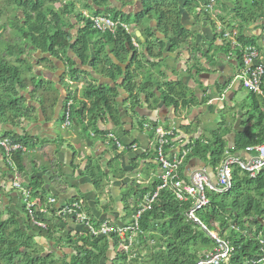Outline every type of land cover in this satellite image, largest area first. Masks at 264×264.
<instances>
[{
    "label": "trees",
    "instance_id": "trees-1",
    "mask_svg": "<svg viewBox=\"0 0 264 264\" xmlns=\"http://www.w3.org/2000/svg\"><path fill=\"white\" fill-rule=\"evenodd\" d=\"M45 1L47 0H4L2 3L11 4V8L16 11L17 16L13 19L7 18L6 23H0V33L6 28H10L11 32L19 37V41L36 54V57L40 58L36 65L38 71L40 69L50 72L55 69L48 66L49 64L61 63L64 70L59 78L60 86H63L66 75H69L70 81L74 83L81 84L84 82L82 99H73L70 92H66L65 97H62L63 110L67 101H71L70 119L74 125L84 121V118L87 119V128L91 132H87L86 129L82 134L93 142L99 141L103 144L104 137L112 133L118 142L127 148L124 150L125 152H131L135 149L129 148L133 146V142L129 145L123 144L122 138L127 137L126 134L123 136L116 135L109 128L103 130L99 127V124H104L106 119L109 123H115L113 113L115 112L116 98L119 96L118 92L107 88V86L104 88L96 86V84L85 83L84 77L81 76H86L93 82L99 78H104L112 84L123 78L125 86L122 87V95H126V97L131 95L134 85L129 84V81H133L135 75L130 73L129 66L126 70H122L119 66V64H124L127 61L128 51L124 45V40L128 38L123 32L116 33L114 36L109 33L98 34L92 29L90 18L108 17L129 24L135 22V19L146 22L151 18L162 20L168 15L170 19H174L172 21L176 31L173 32V36L169 37V43L173 46L170 48V52L180 45L187 51L194 52L196 56L205 58L207 62L212 61V57L209 56L212 50L225 56L230 51L229 47L222 46L216 22L209 20L208 10L210 7H217V10L222 12V8H227L225 4H231L233 11L231 10L226 25L228 28L237 31L238 42L241 44L253 45L257 48L255 37L247 35L244 29L246 27L264 29V0H183L186 15L194 18L197 23H199L197 19L205 17L212 29L214 40L220 43L218 47L211 43L207 54L201 56V48L189 42L191 34L180 25L179 17L181 15L177 11L175 0H136L139 13L135 19L127 13L116 10L101 11L100 7L106 0H80V3L83 4L81 9L91 12L92 16L84 15L83 11L77 10L73 0H56L58 4L64 3L61 11L54 10L49 6H43L40 9V5H44ZM119 1L124 5L128 4L124 0ZM89 3L98 9L94 10ZM1 7L0 5V18L2 16ZM145 32L147 33L148 30H144L143 34ZM163 33L166 34L167 31L164 30ZM143 37L146 43L145 55L151 57L153 54L150 41L147 40V36ZM91 41H95L91 46L92 50H90L89 45ZM105 46H108L109 54L105 53ZM21 49H14L13 46L8 45L4 53L0 52V125L12 130L20 126V121L31 122L34 116V112L31 113L29 108L25 109L23 105L34 101L35 87L31 83H34L35 80H25L27 82L25 84L20 79L21 68L31 71L34 66L17 58L21 57V53L24 52ZM72 55L75 56L76 62L71 60ZM91 55H93L92 58ZM159 55L160 53L157 57L160 58ZM108 56L115 58V62ZM9 57L14 61L16 59V64L9 63L7 61ZM89 62L91 64L90 74H86L81 71V68L87 67ZM133 62L134 71L141 72L144 69L145 66L137 58L133 59ZM194 67L196 71H201L197 65L194 64ZM44 71L43 73H45ZM209 75L210 84L213 85L212 80L215 81L217 75L214 72ZM214 76L215 78H213ZM144 81L145 83L142 84L144 88L151 90L154 85L158 87L161 99L174 116L180 104L183 107L192 105L197 108L196 111L201 112L202 108L205 111L204 107L207 104L203 97L207 96L209 101L215 98L214 95L209 97L208 93L201 88L203 84L198 87L202 101L196 104V98L193 94L184 92L179 82L163 83L164 89L162 90L159 88L160 84L156 83L157 81L150 76L146 77ZM28 84L31 85L32 90L28 94L30 98L27 99L24 91ZM250 96L253 112L257 116L252 132L247 130L243 132L234 131L226 126V118L222 116L221 120L225 127L208 131L209 140L197 139L184 147L186 153L180 168L181 172L185 169L193 171L196 169V164L206 161L215 173V168L227 156L234 157L249 146L264 143V103L254 95L250 94ZM135 97L137 98V96ZM84 100L89 103L88 106ZM35 103L40 108L38 111L41 116H45L44 103L43 105ZM76 108L77 110H75ZM73 109L78 117L76 120L73 119ZM207 113L210 118L216 116L211 110ZM251 119L252 116H250ZM62 121L63 112L59 123L61 124ZM193 121L197 126L200 123L199 120L196 122V118ZM187 127H182L185 128L183 133L186 135L191 134ZM182 128L178 127L177 129ZM12 132H5L3 137L9 138L12 143L20 145L26 151L36 146L32 142L33 140L27 136H19ZM148 132L153 136L152 130ZM227 137L230 138V142L227 141ZM150 152L149 155H153V151ZM0 155L2 165L7 170L8 167L3 160L1 150ZM23 155L20 151L13 154V163L19 175L24 171ZM84 161L86 170L89 171L85 174L90 176L95 189H101L104 174L99 165H93L90 157H85ZM109 167H112L111 163ZM231 181L232 187L226 192L208 189L205 191L208 203L198 211L197 216L208 231L229 241L232 255L226 264H251L252 260H256L264 254V245L260 243L261 240L264 241V174L261 173L252 179L238 166L233 165L231 167ZM27 184L33 197H38L43 202L47 200L42 192L41 180L33 179ZM158 184L159 182L155 177L147 186H138L133 182L128 190L125 189L127 192L122 197L125 213L122 220L125 226L133 224V216L142 204L143 198L147 194H153ZM1 193L2 189L0 188ZM73 200H78V197L70 201ZM81 201L88 208L86 199ZM110 201L111 203L102 207L104 213L113 211L110 206L113 204V200ZM191 207V200L177 201L172 191L168 189L159 191L150 210L144 212L138 219V232L128 252L125 253L119 248L118 239L114 235L92 237L85 232L75 236L64 235L65 230L62 227L64 223L55 218H45L46 228H37L39 232L36 233V228L27 218L21 219L8 207L2 208L0 206V264H194L199 256L213 249L214 242L199 226L187 219L186 212ZM91 220L96 224L94 219ZM39 246L46 248L40 249ZM110 253L113 258L108 257Z\"/></svg>",
    "mask_w": 264,
    "mask_h": 264
},
{
    "label": "crops",
    "instance_id": "crops-1",
    "mask_svg": "<svg viewBox=\"0 0 264 264\" xmlns=\"http://www.w3.org/2000/svg\"><path fill=\"white\" fill-rule=\"evenodd\" d=\"M209 29L210 28H204V30H202V36H200L204 39L208 37L205 42H212L214 38L211 30ZM244 31H246L247 35H249L250 37H255L256 40L258 38L264 46V29L246 27ZM205 42H198V39L196 41L197 44H201V50L206 45ZM182 53V55L179 54L178 56L180 57L179 60H181V65L177 67L178 71L177 69L174 71L176 75L174 76L173 80H175L174 82H179L181 84L182 90L184 92L193 94V96L196 98V104H199L201 103V93L198 87H201V85L203 84L201 88L205 90V92H208L207 89L211 88V86H207L210 83L206 82V80L211 79L209 74L213 69L212 67L210 69H207L208 67L202 69L197 66V68L201 69V71H196V68L194 67V65H192L193 62L189 60L190 56L194 55L188 52L186 49L182 50ZM259 55L260 61L264 64V47L263 52L259 51ZM198 58H200V61L203 60L205 65L208 66V63L205 62V58ZM212 59L214 60L213 56ZM54 63H56V68H53L55 70H52L50 72L48 71L46 73H49V75H52L53 73L52 78L47 77L48 82L55 85L57 95H59L60 97L57 98L55 103H52V105L49 104L48 107H46L45 104V116H41L38 111L40 108L36 105L35 101H33L32 103L27 102V108L31 107L33 109H36L38 111V116H33L31 122L20 121V126L13 130L6 129L5 127L0 125V137H3L4 133L7 131L8 133L10 131H13L12 133H15L19 136H27L28 138L33 140V143L36 144L35 148L33 149H39L40 151H42V153L46 154V164L42 168L41 163L40 165L34 164L33 170L29 172L26 170L23 163L24 171L20 175L18 173L19 181L30 183L33 179L41 180L43 184L42 192L45 195V198L55 199V206L57 208L63 206L65 203L70 202V200L79 197V194H82L83 198L86 199L87 202V212L91 219H94L96 221V224L102 221H109L115 226H122L124 225L122 218L125 216V213L123 211L122 197L127 191L125 190L124 193L122 192V197L117 196V194L119 195L121 192V183H113L112 178H115V180H123V182H128L131 181L129 179L137 178L136 181L133 180V182L138 186L144 187L152 181V178L157 177V175L159 174L158 167L154 162L153 155H149L151 153L150 151H153V146L151 145V142L149 143V141L151 140H147L150 139V136L145 134V132L148 131L134 127L132 116L130 115L122 119V126L120 128L112 130L116 135H127V137L122 138V140L123 144L125 145H129L131 142H133V146H135V149L131 150V152L119 150L112 144H110L109 146H105L99 141L93 142L92 140H89L86 135L82 134V132H84V130L86 129L87 132H91L90 129L86 127V122L84 121L80 122L78 125H74V123H72L69 128L65 129L66 133L64 132L63 135L57 136V133L53 131V124L59 123L60 119L62 118V97H65L68 90L65 86L59 85L58 77L56 78V76L54 75V73L56 75H62L63 67L61 63ZM233 65H237L235 61L227 60V63L224 64L223 72L232 74ZM170 72L172 73V68H170ZM39 75L41 74L39 73ZM165 75L170 76V74L166 72ZM235 87L239 88V86L234 85V88ZM159 88L163 90V85L160 84ZM27 90L28 89H26L24 92L27 95L28 99L30 97H28L29 92ZM144 90L151 100L158 99L161 96L158 95V87H153L151 88V90L149 88H144ZM229 94L230 92H228L226 95ZM122 96L123 98L126 97V95ZM216 99L217 98L215 97L212 100L217 102ZM167 111V113H160L157 110H152L151 116L148 115V117H140L138 121L147 120L148 122L154 123L156 121H160L161 124L165 123V125H171L170 127L173 126L175 129H177L178 127L182 128L183 126L187 127V122L192 121L191 124L187 127L188 129H190L188 132H191V134H184L183 132H185V128L175 130L176 135L172 141L176 146V149H184V147L187 146L189 142L195 141L197 139L201 141H204L206 139L209 140L210 136L208 131L215 130L217 127L213 119H211L207 124L204 120L205 117H201L204 111H196L195 107L192 105L183 107V105L180 104L175 116L172 114L171 110ZM206 116L209 117L208 113L206 114ZM194 118H196V122L197 120H199V124H201L202 122L204 123V125H195V122L193 121ZM238 119L239 126L234 128L233 122L235 124L236 120ZM106 123L107 126H105ZM110 126L111 124L107 119L104 121V124H99V127L105 130H107L108 127L109 130H111ZM226 126H229L234 131L243 132L246 130V128L243 127V124L239 117L237 119H234L232 122L226 121ZM227 141H231L229 137H227ZM140 154L149 156H141ZM85 157H90L93 165H99L101 172L105 174L104 176L107 177L110 184V187L107 186L106 189H113L114 196H112V200H114V205H110L113 209V211L111 212L104 213L102 211V207L107 206L109 202L111 203V201H108L107 203V199L105 198L98 199L96 193L91 189V184L86 178L88 175L84 174V171L86 170L84 161ZM234 158L244 160L247 157L242 152H240L235 155ZM106 161L111 163L113 170L103 168ZM186 170L188 169L183 170V175L187 174ZM188 171H204L212 184L215 183L214 172L206 161L196 164V169H194L193 171ZM119 177H121V179H119ZM11 181V173L9 171H6L3 167L0 155V188L2 189V193L0 194V206H2V208L8 207L9 210L13 211L19 218L23 219L19 197L15 193V191L12 190ZM133 182L130 183L133 184ZM115 185L116 188L114 190ZM20 223L22 222L20 221ZM63 223L64 224L62 227L65 230L64 235L75 236L77 234H83L82 232H84L79 224L74 223L71 220H66Z\"/></svg>",
    "mask_w": 264,
    "mask_h": 264
},
{
    "label": "built area",
    "instance_id": "built-area-1",
    "mask_svg": "<svg viewBox=\"0 0 264 264\" xmlns=\"http://www.w3.org/2000/svg\"><path fill=\"white\" fill-rule=\"evenodd\" d=\"M90 21L92 29L98 33L113 35L117 31L128 32L124 23L108 17H92ZM217 32L221 36L222 46L229 47L230 50L225 56L226 59L237 62L236 64L239 67L238 74L235 77L240 81L238 86L264 103V64L260 61L259 50L253 45H245L238 42V34L235 30H226L218 27ZM131 42L136 47L133 39H131ZM229 90V86L225 87L216 100L222 101L225 93ZM71 105L72 102L67 101L63 110L62 129L70 127ZM170 126L165 125V123L159 124L158 121L152 125H144V128L153 131L154 142H151V145L153 146L154 162L159 171L156 177L159 184L153 194H147L143 198L142 204L133 216V224L129 226H115L109 221H102L98 224L93 223L82 201L73 200L57 208L55 206L56 200L53 198H48L43 202L40 198L33 197L29 185L19 181L18 173L13 163V154L17 151L24 154L26 150L20 145L12 143L9 138L0 137V150L12 176L11 188L18 195L22 205L23 218H27L33 226L40 229L46 228L44 224L45 218H55L62 222L71 220L79 224L83 231L92 237L116 236L119 248L127 253L138 232V219L144 212L150 210L159 191L168 189L172 191L177 201H192L191 209L186 212L187 219L199 226L214 242L213 249L199 256L194 264H226L232 255L229 241L216 233L208 231L206 226L199 220L197 213L208 203L205 196L207 189L220 192H226L231 189V167L233 165L238 166L241 171L252 179L261 173L264 174V143L245 148L242 153L247 158L244 160L229 156L224 158L215 168V183H213V187L204 171L191 172L186 170L187 174L183 175L180 168L186 150L176 149L172 141L175 138V129ZM103 144L106 146L112 144L115 148L123 151L127 149L118 142L112 133L104 137ZM129 148L133 149L135 146H130ZM260 243L264 245V241L261 240ZM251 264H264V254L258 259L252 260Z\"/></svg>",
    "mask_w": 264,
    "mask_h": 264
},
{
    "label": "flooded vegetation",
    "instance_id": "flooded-vegetation-1",
    "mask_svg": "<svg viewBox=\"0 0 264 264\" xmlns=\"http://www.w3.org/2000/svg\"><path fill=\"white\" fill-rule=\"evenodd\" d=\"M175 1L177 2V11L181 15L179 17V22H180L181 27L185 31H188L189 34H191L189 42H191V41L196 42L195 39H197L198 33L196 32L195 28L198 26L199 23H197L196 21L193 20V22H190L191 23L190 25L185 24L183 21V16H184V14H186L184 12L185 11V2H183L181 4L180 0H178V1L175 0ZM181 1H183V0H181ZM73 2L75 3L76 8H77L76 3L80 4L81 8L83 7V4L80 3V0H73ZM127 3H128L127 5H124L119 0H106V2L103 3V6L100 7V10L103 12H106V11L108 12L110 10H116L118 12L119 11L124 12V13H127L130 16H132L133 19H135L136 15L139 13V9H138V6L136 4L137 2L134 4L132 2H127ZM63 5H64V3L62 5L58 4L56 2V0H52V1L47 0V1H45L44 5H40V9L43 8V6L44 7L49 6V7L53 8L54 10H57L58 8H62ZM89 5H90V7L92 6V8L94 10L98 9V7L91 5V3H89ZM9 6H12V5L9 4ZM162 10L164 11V9H162ZM165 10H168V8H165ZM172 20H174V19H170V17L168 15L166 16L165 19H162V20L151 18V19H148L146 22L142 21V20L135 19V22H132L129 24L124 23L128 29L127 33H124L123 31H117L116 32V33L123 32L128 38L127 40H124V45L126 46V49L128 51L127 61L124 64H119V66L122 70H126L129 66L130 73H133L135 75V78L133 79V81L132 80L129 81V84L134 85V90H133L131 95L123 98L122 87L125 86L123 78L118 79L114 84L108 82L104 78H99L98 80H96V82L91 83V84H96V86L104 87V88L107 86V88L114 89L119 94V96L116 98L115 112L113 113V117L115 118L116 121H115V123L110 122V124H111L110 129L111 130H116L117 128H120L122 126V124H121L122 119L124 117H128V115L132 116V120H133V124H134V121L135 120L138 121L140 117H145V116L148 117V115L151 116L152 110L153 111L157 110L160 113H163V112L167 113L168 112L167 111L168 108H166V105H165L164 101L161 99V97L158 99H154V100H157V102H154V100H151L147 96V93L144 90V87H142V84L145 83V81H144L145 78L149 77V76L151 78L155 79L157 81L156 83H159L162 85H163V83H169V82L175 81V80H173L174 76L176 75V73H174V71L177 69L178 66L181 65V63H180L181 60L177 61V58L179 56V55L177 56V53H179L180 47H183V46L179 45V47L175 48V50L170 52V48H172L173 46H171L169 43V37L174 35L173 32L174 33L176 32L175 31V24ZM118 21L121 22L120 20H118ZM209 27H210V25H209ZM144 30H148V32L147 33L145 32L143 34ZM164 30L167 31L166 34L163 33ZM209 30H211V32H212L211 28ZM116 33L113 34V36L116 35ZM193 33L194 34L196 33V36ZM98 34H105V33H98ZM212 34H213V32H212ZM143 36H147V40L150 41L151 51L153 54L151 57H148L145 55L146 43L144 40L145 38ZM131 39H133L134 42L136 41L135 42L136 47L133 46ZM94 42L95 41L89 42L90 50H92L91 46ZM214 42H215L214 38H213L212 42L211 41L205 42L206 45L202 49L205 55L208 52L207 50L209 49L210 44L212 43L214 45ZM129 43L131 46L129 45ZM198 47L201 48V45H199ZM104 48H105V53L109 54L108 46H105ZM188 52H190L191 54H193L195 57L198 58V56H196V54L194 52H191V50H188ZM211 52L214 53V55H213L214 60L212 59V61L210 62V65L208 66V69H210L211 67L213 70L216 69L217 71H219V75H217V78L215 79V81L212 80L213 85L211 86V88H209L207 90L208 92H206V93H208L209 97H210V95H212V96L214 95L217 98V95L220 93L221 89L223 88L221 84L226 83V81L229 79L228 74L223 72V67H224V64L226 63L225 61H227V60L225 59L226 57L224 54H221V53H218L215 51H211ZM159 53H160V55H159L160 58L157 57ZM92 56L93 55H91V58H92ZM215 56H217V57H215ZM108 57L113 62H115L114 61L115 58H113L112 56H108ZM70 58L73 62H76L74 55H72ZM135 58H137L141 62V64L145 66L144 69L141 70V72L134 71L135 67L133 65L134 64L133 59H135ZM169 60L174 61L172 66H170L168 64ZM87 65H88L87 67L81 68V71H83L86 74L87 73L90 74V66H91L90 62ZM192 65H194V64H192ZM77 68H80V67H77ZM170 68H172V73L170 72ZM177 71H178V69H177ZM165 72L169 73L170 76L165 75ZM214 73H215V71H214ZM213 78H215V76ZM137 79H138V81H137ZM208 80L209 79H207L206 82L211 83V81H208ZM70 82L74 83L72 81H70ZM80 85H83V84L81 83ZM153 87H157V86L154 85ZM163 89H164V87H163ZM138 91H141L143 93V97L139 102L136 101V97H135V96H137ZM207 98H208L207 96L203 97V99L205 101H207L206 102L207 105H205L206 107H204L205 111L203 110V108L201 109L204 111V113L201 115V117H205L204 120L208 124L212 118L206 116L207 111L211 110V112L214 113L213 111L216 109V106L221 102L218 100H216L217 102L209 101ZM75 99L81 100V99H77V98H75ZM201 99H200V101H201ZM85 102L88 106L89 103L87 101H85ZM75 110H77V108ZM75 110L73 109V114H74L73 119L74 120H76L78 118ZM206 117H207V120H206ZM84 122H86L85 125L87 127V119L86 118H84ZM158 122H159V124H161L160 121H158ZM72 123L73 122H71V124ZM152 123L153 122H148L146 124L152 125ZM71 124H70V126H71ZM202 125H204V123H201L198 126H202ZM105 126H107V123ZM218 128H219V126L216 127V129H218ZM101 129H103V128H101ZM143 129L150 131V130L144 128V125H143ZM103 130H105V129H103ZM109 164L110 163L106 161L103 168L111 169L112 167H109ZM86 171H88V170H85L84 174ZM88 173H89V171H88ZM86 178L89 180L91 187L93 188L94 192L99 193L100 189L97 190L94 188L93 181H90L91 179L89 178V176H87ZM130 185L132 186V184L130 183L127 185L126 188L127 189L130 188L131 187ZM123 191L125 192L124 189L122 190V192Z\"/></svg>",
    "mask_w": 264,
    "mask_h": 264
},
{
    "label": "rangeland",
    "instance_id": "rangeland-1",
    "mask_svg": "<svg viewBox=\"0 0 264 264\" xmlns=\"http://www.w3.org/2000/svg\"><path fill=\"white\" fill-rule=\"evenodd\" d=\"M3 1L4 0H0V5L2 6L1 7L2 16L0 18V23H2V24L7 22L6 21L7 18L13 19V18H15V16H17L16 11L13 8H11V6H9V4H5V2H4V4H5L4 5L2 3ZM124 1L132 2L133 4L136 3V0H124ZM76 6H77V10L79 9L80 11H83L82 13L84 15H89V16L93 15L91 12H87V11L81 9L80 4L76 3ZM225 6H227L228 10H227V8H222L223 9L222 12L218 11L217 7H210L208 10L209 20H213L214 23L216 22L217 27H219L221 29L232 30V29L227 27L226 23H227V18H229L228 17L229 14H231V10L233 11V7L229 3L225 4ZM58 10L61 11V8H58ZM193 20L196 21L192 17L183 16V21L185 24L190 25L191 24L190 22H193ZM197 20L199 21V24H198V27L195 28V30L198 33V35H197L198 42H205L208 39V37H206L204 39V38H201L200 36H202V30H204V28H210L209 24H208L207 19L205 17H201ZM194 35L196 36V33ZM197 39H195V40L197 41ZM257 42H258V44H257ZM193 43L197 46L201 45L200 43L197 44L196 42L191 41V44H193ZM255 43H256L257 49L260 52H263V47H264L263 43L258 38H257V40L255 39ZM8 45L13 46L14 49H19V48L21 49L22 48L24 50V52L21 53V57H17V58L22 59V61H24L26 64H30V65L32 64L34 66V68L31 69V71H26L24 68L20 69V72H21L20 79L25 84L27 83L25 80H27V81L35 80L34 83L33 82L31 83L33 85V87H35L34 101L39 103V104H42V105L44 103V105L46 104V107H48L49 104L52 105V103L55 100H57V98L60 97L59 95H57V90L55 88V85L52 83H48L47 77L52 78L53 73H52V75H49V73H46L48 71L41 70V72H40V69L38 71V68H36L37 67L36 65L38 64V61L40 58L36 57V54L32 53L27 48V46L24 45V43L20 42L19 37H17V35H15L13 32H11V30L9 28H6L4 31H2L0 33V52L4 53L5 52L4 50ZM219 45H220V43H218V41L214 42V46L217 47ZM182 50H185V48L180 47V51H179V53H177V56L179 54L180 55L183 54ZM23 53H24V55H23ZM202 55L203 56L205 55L203 51H201V56ZM213 55H214L213 52H211V54H209L210 57H212ZM215 57H217V56H215ZM179 58L180 57H178L177 61H179ZM199 59L200 58H196L195 56L191 55L189 60H191L193 62V64L197 65L198 67H200L202 69H205V67H208L210 65V62H207L205 60V62L208 63V66H206L204 61L203 60L200 61ZM7 61L9 63L16 64V62H15L16 59L14 61V59H11L9 57ZM173 62L174 61L169 60L168 64L170 66H172ZM225 62L227 63V61H225ZM55 64L56 63L51 64V65L49 64L48 66H51V68H56ZM238 70H239V67L237 65L232 66V71H233L232 77H230V79H228L226 81V86H229L230 90L225 93V95H224L225 97H223V99H224L223 102L219 103L216 106V109L213 111L216 114V116H214L212 119L214 120L216 126H219V128H222V126L224 124L221 120L222 116H224L226 118L225 121H229V122H232L234 119H237L239 117L242 124H243V127L246 128L247 131L252 132L253 124L255 123V118L257 116H255V114L253 112V105H252L250 94L247 91H245L242 87L240 88V86H239V88L235 87L236 90L234 88V85L238 86L239 82H240L239 79L235 78L236 75L238 74ZM43 71L45 73H43ZM38 73H40L41 75H38ZM54 75L56 76V78L58 77V80H59L60 74L56 75L54 73ZM81 77H84L83 79H84L85 83H92L93 82L92 79H90L86 76H81ZM33 78H35V79H33ZM58 80H56V81H58ZM65 80H67V81H64L62 85L66 87V89L68 90L67 92H70L71 97L73 99L74 98L82 99V89L84 86V82L82 83L83 85H80L78 83L77 84L71 83L70 82L71 79H70L69 75H66ZM137 81H138V79H137ZM26 86L28 89L27 91L30 92L32 90L31 85L28 84ZM228 92H230V94L226 95ZM23 107L25 109H27V104L23 105ZM29 111H31V113L34 112L33 113L34 116H38L37 110L31 109V107H30ZM250 116H252L251 120H250ZM145 122L148 123L147 120H140V121L135 120L134 121V127L140 128L141 130H143V124ZM233 125H234V122H233ZM53 131L57 133V136L63 135L64 132L66 133V130L60 128L59 123L53 124ZM145 134L149 135L150 140L152 142H154V138L149 132H145ZM31 148H32L31 150L27 149V151L23 155L24 166H25L26 170L29 172L31 170H33L34 164L40 165V163H41V168L44 167V165L46 164V157H45L46 154L42 153V151H40L39 149H33L35 147H31ZM6 171H9V170L7 169ZM136 179L137 178L129 179L131 181H128V182H125L124 184H121V187H120L121 192L119 195L117 194V196L122 197L123 188L124 187L126 188L127 185L130 184V182H133V180L136 181ZM22 183H24V182H22ZM116 184H120V183H116ZM107 186L110 187V184H109L107 177L104 176V178L102 180L100 192L99 193L95 192V193L98 196V199L105 198V199H107V203H108V201H110L112 199V196L110 193L111 189L110 190L106 189ZM115 188H116V185L114 187V190H115ZM125 188H124V190H125ZM123 193H124V191H123ZM83 199L84 198H83L82 194L81 195L79 194L78 201H81ZM113 203H114V200H113ZM21 208H22V205H21ZM35 228H36L35 229L36 233H38L39 231H38L37 227H35ZM39 248L45 249L46 247L39 246ZM108 257L113 258L111 253L108 255ZM130 264H132V263H130Z\"/></svg>",
    "mask_w": 264,
    "mask_h": 264
},
{
    "label": "water",
    "instance_id": "water-1",
    "mask_svg": "<svg viewBox=\"0 0 264 264\" xmlns=\"http://www.w3.org/2000/svg\"><path fill=\"white\" fill-rule=\"evenodd\" d=\"M178 1V0H177ZM184 1H181L180 0V3L182 4ZM184 16H187L186 14H184ZM215 71V73H216V75H219V71H217L216 69H214V70H212V72H214ZM230 77H232V74H228V78L230 79ZM225 84L226 83H224V84H221L222 86H225ZM207 86H212V84H208ZM158 95L160 96V94L158 93ZM217 95V94H216ZM142 97H143V93L141 92V91H138V94H137V98H136V101H140L141 99H142ZM225 97V96H224ZM197 108H195V110H196ZM158 120V119H157ZM214 121V120H213ZM191 122L192 121H188L187 122V125H189V124H191ZM202 123V122H201ZM215 123V122H214ZM237 126H239V119L238 120H236V122H235V124H234V128H236ZM216 130V129H215ZM106 146V145H105ZM91 181V180H90ZM112 182L113 183H121V184H124L125 183V181L123 182V180H115V178H112ZM210 183H211V186H213V184H212V182L210 181ZM214 187V186H213ZM92 189V191L94 192V190H93V188H91ZM124 189V188H123ZM110 193H111V196H114V193H113V189L111 188V191H110Z\"/></svg>",
    "mask_w": 264,
    "mask_h": 264
},
{
    "label": "clouds",
    "instance_id": "clouds-1",
    "mask_svg": "<svg viewBox=\"0 0 264 264\" xmlns=\"http://www.w3.org/2000/svg\"><path fill=\"white\" fill-rule=\"evenodd\" d=\"M226 59V58H225ZM227 60V59H226ZM66 81V80H65ZM223 88H222V90L225 88V87H227L226 85L225 86H222ZM221 90V91H222ZM221 91H220V93H219V95L221 94ZM219 95H217V98H218V96ZM211 101H213V100H211ZM223 101V100H222ZM222 101H220V102H222ZM72 122V121H71ZM154 123V122H153ZM60 128H61V124H60ZM69 128V127H68ZM62 129V128H61ZM67 129V128H66ZM65 130V129H64ZM104 145V144H103ZM108 146V145H107Z\"/></svg>",
    "mask_w": 264,
    "mask_h": 264
}]
</instances>
